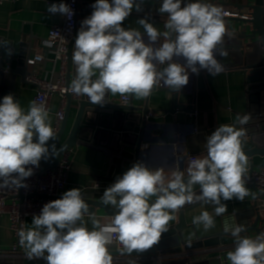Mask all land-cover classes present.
I'll use <instances>...</instances> for the list:
<instances>
[{"label":"clouds","instance_id":"clouds-1","mask_svg":"<svg viewBox=\"0 0 264 264\" xmlns=\"http://www.w3.org/2000/svg\"><path fill=\"white\" fill-rule=\"evenodd\" d=\"M141 3L95 0L72 48L76 74L69 92L86 97L92 105L104 106L108 94L144 99L161 82L179 91L188 84L189 72L198 75L207 70L217 76L224 71L216 58L228 55L218 48L227 34L220 7L204 0H161L157 11L167 13L165 31L160 32L147 16L138 19L146 42L139 30L123 26L134 7L140 11ZM47 11L69 20L74 15L63 2L49 5ZM161 37L163 43H158ZM0 46L12 54L9 42L0 41ZM249 119V115L237 117L241 125ZM245 137L244 128L220 124L206 137L207 155L188 161L187 177L179 167L166 177L162 168L134 163L103 192V204L115 209L111 223L105 226L89 211L81 189L72 188L45 203L40 213L33 215L31 227L21 226L19 245L28 259H43L46 264H113L108 246L114 234L123 246L121 254L143 252L159 242L175 219L174 213L186 204L210 203L215 205V216H222L227 211L225 202L256 196L245 186ZM50 139H56V133L44 104L32 101L25 112L12 94L5 95L0 101V188L18 191L27 187L25 180L33 175V166L38 168L41 159L50 154ZM52 148L55 151V145ZM195 185H199L198 193ZM85 214L91 220V230L83 220ZM193 224L208 231L215 226L214 216L205 210L193 218ZM244 231L243 225L225 228L235 238L227 260L231 264H264V232L250 238L241 235Z\"/></svg>","mask_w":264,"mask_h":264},{"label":"crops","instance_id":"crops-1","mask_svg":"<svg viewBox=\"0 0 264 264\" xmlns=\"http://www.w3.org/2000/svg\"><path fill=\"white\" fill-rule=\"evenodd\" d=\"M67 0H9L0 5V41L9 42L12 48V54L8 55L5 51L4 61L9 66V57L16 59L12 63V67H17V58L26 56L33 57L36 54H43L45 60L36 64L34 67L29 66V72L36 71L41 77L51 81H56L59 77V63L54 60V49L49 45L48 35L50 29L62 21L63 16L60 14H51L47 11L48 6ZM161 0H159L160 5ZM246 0H213L211 4L218 6L222 11H229L237 16L223 17L224 21L229 20V24L233 27H241L243 18L250 17V12L241 9ZM149 4H153L150 2ZM81 2H79L80 8ZM158 5V7H159ZM149 22L160 31H165L164 25L167 21V13L154 15L138 14L135 7L132 14L123 22V26L139 30L147 42V36L144 34L143 28L139 25L138 19L146 17ZM85 14L79 13L78 19L84 20ZM80 26L77 28V32ZM158 43H163V37ZM24 54V55H23ZM224 66L217 76L210 75L207 70H201L199 74L189 72V82L179 90L178 103L181 105H191L195 108L194 126L192 130L186 124V112L178 111L175 114H164L162 110L172 107L173 92L161 82L160 86L154 88L151 95L144 99H138L130 96V104L134 107L149 106L150 114L148 121L152 128L146 133V139L142 143V151L139 156V162H144L149 168H162L166 177H170L172 171L179 167L185 172L188 166L189 156L204 157L207 155L206 137L210 135L220 124L234 125L236 128H244L246 137L243 138V151L248 150L253 145L250 143V128L245 124H239L237 117H243L250 111L261 110L264 114V91L261 92L259 103H251L249 92L247 91V73L236 64L235 56L228 53L227 56L216 57ZM178 62H183L177 58ZM7 62V63H6ZM74 68V67H73ZM71 71V80L74 79V69ZM9 94H12L15 100L19 101L21 108L27 112L30 102L34 101L37 95V89L28 84L26 80L19 74L14 75L13 84L10 86ZM110 102L122 104L119 94H108ZM61 98L58 94H54L49 100V116L51 125L54 130L56 122V113L59 111ZM77 108L72 106L69 111V118L66 132L62 138V142L68 135V132L74 123ZM125 156L133 158L131 153ZM72 164L68 176L66 191L72 188H82L94 179H102L108 182H115L116 178L122 176L132 164L122 163L120 159L114 160V165L110 158L104 152L90 148L87 146L77 145L73 147ZM254 170L264 166V156L256 155L248 158L247 172L250 171L251 165ZM246 186V185H245ZM250 192L255 193L252 188H248ZM199 185L194 186V191L199 192ZM82 193V192H81ZM103 194L82 193L83 199L101 200ZM151 200H155L152 197ZM254 198L249 195L243 201L236 199L227 201V211L222 216H215V205L210 203L198 202L185 210L186 227L181 231L184 241H196L207 236L218 234L225 231L227 226L236 225V215L252 208ZM151 202V201H150ZM223 202V201H222ZM190 205V204H186ZM208 211L214 216L215 226L208 231L203 229L201 225L197 228L193 224V218L203 211ZM264 218V210L260 211ZM175 219L169 222L168 227L174 226L179 221V210L174 213ZM95 216L99 219L102 226L111 223L112 215H108L103 209L95 208ZM32 218L26 220V227H31ZM84 222L89 230L92 229V223L87 214L83 217ZM253 221V219L251 220ZM0 243L3 248L10 247L14 242V235L10 229L9 219L3 216L0 220ZM261 224H259L260 226ZM264 232V230H263ZM195 233V235H193ZM244 236V235H242ZM256 235L251 233L250 238ZM226 244V252L218 255L226 254L235 248L234 237H224ZM223 246V243H222ZM109 252L115 251L116 247L109 245ZM230 264L231 262L227 260ZM10 264H46L43 259H28L26 254L16 256L10 260ZM224 264V262H222Z\"/></svg>","mask_w":264,"mask_h":264},{"label":"water","instance_id":"water-1","mask_svg":"<svg viewBox=\"0 0 264 264\" xmlns=\"http://www.w3.org/2000/svg\"><path fill=\"white\" fill-rule=\"evenodd\" d=\"M81 2L77 14V26L74 38L69 45L68 52V74L67 83H71V71L76 66L73 64L72 48L77 36V28L81 26L83 20L78 19L79 13L90 16L93 9L92 4L95 0H79ZM213 0H204L211 3ZM140 3V0H137ZM152 2L153 4H149ZM187 2V0H185ZM159 0H142L138 14L154 15L158 11ZM250 12V17L241 19V27H233L225 21L226 35L222 44L218 46L224 49L232 56H235L236 64L234 67L242 68L247 73V91L250 95L251 103H259L261 92L264 91V0H246L241 6ZM10 48V47H9ZM12 49V48H11ZM5 48L0 46V101L5 95L9 94L10 86L13 84V77L16 74L21 75L24 79L29 72L28 58L20 56L17 58V67H12L16 59L10 56L9 66H6L4 59ZM7 63V62H6ZM173 92L172 107L162 110L164 114H175L178 111L186 112V124L195 129L194 113L195 108L191 105H181L178 103L179 91L171 89ZM68 105L65 112V118L61 128L56 135V139H50L47 142L49 147V156L47 159H41L40 169L45 172L53 169L60 161L62 153L71 147L77 145L87 146L100 150L107 154L111 163L114 165L115 159H120L122 163L134 164L139 162L142 143L146 139V133L152 125L148 121L150 114L149 106L134 107L131 104L123 105L110 102L107 95V104L104 106L92 105L86 97L80 96L78 101H74L70 94L66 95ZM15 99V98H14ZM72 106L77 108V113L67 137L62 142L66 132L69 111ZM250 119L245 124L250 128L249 139L251 145L245 154L248 158L260 155L264 156V114L261 110L250 111ZM34 137V141H35ZM55 145V151L52 146ZM131 153L133 158L125 156ZM254 170L251 165L250 171ZM187 177V175L185 176ZM187 182V181H185ZM247 188H252L246 186ZM255 191V190H254ZM62 196L58 197L61 198ZM89 205V211L95 213V208L103 209L108 215H114L115 209L110 205H104L101 200L84 199ZM195 204V203H194ZM185 205L179 209V221L176 225L168 227L169 230L162 234L159 242L150 249L143 252L133 251L132 253L122 251H111L113 257L120 261L113 264H230L227 261V255L219 253L226 252L224 237H233L230 232H219L211 236L196 241H184L181 231L186 227L185 210L194 205ZM264 210V203L256 195L252 208L236 215V225H243L245 231L241 235L250 237L251 233L256 236L264 230V218L260 211ZM253 219V221H251ZM259 224H261L259 226ZM223 243V246H222Z\"/></svg>","mask_w":264,"mask_h":264},{"label":"built area","instance_id":"built-area-1","mask_svg":"<svg viewBox=\"0 0 264 264\" xmlns=\"http://www.w3.org/2000/svg\"><path fill=\"white\" fill-rule=\"evenodd\" d=\"M9 0H0V5ZM79 0H67L65 3L69 5L74 15L71 20L63 16L59 24L54 25L48 35L49 45L54 49V60L59 63V77L56 81H51L41 77L36 71H33L25 78L26 82L37 89V95L34 99L37 103H42L48 109L50 97L58 94L61 98L59 111L56 113V122L54 131L58 134L62 122L65 118V112L68 105L67 94L72 96L74 101H78L80 96L68 91L67 83L68 74V52L69 45L76 34L77 14L79 9ZM224 17L237 16L229 11H223ZM59 56V59L57 58ZM45 60L43 54L39 53L28 58L29 66H35ZM120 102L123 105H129L130 96H122ZM35 142V141H34ZM73 147L65 150L60 158L59 163L53 169L41 172L40 165L38 168L33 166V175L25 180L27 187L20 188L18 191L14 187L0 188V220L3 216L9 219L10 229L14 235V242L8 248H3L0 243V264H10V260L16 256L25 254L23 248L19 245L18 230L23 225L26 227V220L33 215H38L45 203L58 199L66 190L68 183V174L72 164ZM192 157L189 156L190 160ZM246 186L253 187L255 194L259 196L260 201L264 203V166L257 170L248 171L245 174ZM112 182L102 179H94L82 186V193L103 194L104 190L109 187ZM98 185V187H97ZM0 224V228H1ZM116 250L122 251L123 246L119 243L116 235H113L112 244ZM120 261L117 257H113V262Z\"/></svg>","mask_w":264,"mask_h":264}]
</instances>
